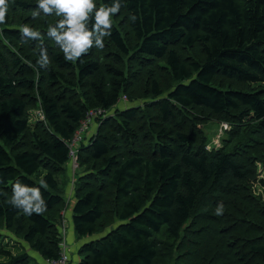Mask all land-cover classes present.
Wrapping results in <instances>:
<instances>
[{
	"label": "trees",
	"instance_id": "1",
	"mask_svg": "<svg viewBox=\"0 0 264 264\" xmlns=\"http://www.w3.org/2000/svg\"><path fill=\"white\" fill-rule=\"evenodd\" d=\"M8 5L0 264L57 259L62 212H72L78 242L101 235L70 264H155L163 239L186 264H264V0H122L105 47L77 61L47 35L60 17L33 19L37 0ZM24 24L42 41L22 39ZM41 43L47 68L37 64ZM142 98L151 102L131 106ZM96 109L104 118L80 145L71 183L68 142ZM197 113L230 123L221 148L204 144ZM42 178V215L9 203L17 180L38 187Z\"/></svg>",
	"mask_w": 264,
	"mask_h": 264
},
{
	"label": "clouds",
	"instance_id": "2",
	"mask_svg": "<svg viewBox=\"0 0 264 264\" xmlns=\"http://www.w3.org/2000/svg\"><path fill=\"white\" fill-rule=\"evenodd\" d=\"M121 7L122 0H112L111 4L99 6L96 0H37L32 18L40 17L41 13L60 17L55 25L48 26L47 35L59 46L66 61H77L93 48L102 50L105 47V38L112 34L113 17L119 14ZM8 12V0H0V24L7 22ZM135 19V16L131 17L132 21ZM19 31L22 39L42 41V33L28 24L22 25ZM39 48L37 64L47 68L51 63L47 49L42 43ZM47 188V181L43 178L38 187L17 180L12 186L9 203L26 215H42L47 210L42 189ZM223 207L222 203L217 205V215L223 213Z\"/></svg>",
	"mask_w": 264,
	"mask_h": 264
},
{
	"label": "rangeland",
	"instance_id": "3",
	"mask_svg": "<svg viewBox=\"0 0 264 264\" xmlns=\"http://www.w3.org/2000/svg\"><path fill=\"white\" fill-rule=\"evenodd\" d=\"M128 99L126 97H124V99L121 101V103H126ZM151 100L149 99H138L135 101V103L131 104L135 105L137 107H145L147 103H150ZM123 105V104H122ZM36 111V110H35ZM36 116L38 117V114L36 113ZM195 120V122L198 124L197 128L199 129V132L201 133V136L203 138L204 144L206 143L207 147L209 149H213V148H221L222 147V143L223 140L226 138V136H228V133L231 130V126L229 122H226V120L224 119H213L210 118L202 113H197L196 117H191ZM149 118L147 115H144L141 119V121L138 123L143 124L145 123V121H147ZM157 119V117H156ZM199 119V120H196ZM100 117L97 118L95 121H93L91 127L89 128V131H87L86 133V137L89 138L91 136H93L96 131L97 128L100 125ZM187 121H189L187 119ZM138 125V126H139ZM226 125H228V127H226ZM135 128V124L133 125ZM80 149V147L77 149L76 152V156L78 158V150ZM71 162V161H70ZM69 166L71 167V172L73 173V169H72V162L69 164ZM76 180V177H74V173H73V178L71 183H73ZM66 196V194H65ZM66 214L64 215V221H65V225L68 229L69 227V222L68 219H66ZM99 236H101L100 234H96L93 238H86L83 239L82 241H79L78 244V251L79 248L82 244H84L86 241H90L91 239H96ZM169 245V246H167ZM184 251L182 252V250L176 248V246L172 245L171 243L168 242V240L163 239L160 242V254H164L163 256H159V258L157 259L155 264H186L184 263V261L182 260L184 258V255L182 256L181 254H183ZM185 254V253H184ZM0 259H2V257L0 256Z\"/></svg>",
	"mask_w": 264,
	"mask_h": 264
},
{
	"label": "built area",
	"instance_id": "4",
	"mask_svg": "<svg viewBox=\"0 0 264 264\" xmlns=\"http://www.w3.org/2000/svg\"><path fill=\"white\" fill-rule=\"evenodd\" d=\"M104 113L105 111L103 109H96L89 111L87 113L86 118L82 121L80 127L73 135L72 139L68 142V146L70 148V158H71L70 161L72 162V169H73L72 171L74 175L76 171L79 169L78 158L76 156L77 149L84 141L86 142V140L88 139L86 137V133L87 131H89V128L91 127L93 121H95L99 117L100 119H103ZM226 127H228V125H226ZM62 215L64 216L65 213L62 212ZM61 236H62V242H61L60 256L57 259L47 260L46 264H70V254L67 251V242H66L67 227L65 225V221H63L62 223Z\"/></svg>",
	"mask_w": 264,
	"mask_h": 264
},
{
	"label": "crops",
	"instance_id": "5",
	"mask_svg": "<svg viewBox=\"0 0 264 264\" xmlns=\"http://www.w3.org/2000/svg\"><path fill=\"white\" fill-rule=\"evenodd\" d=\"M69 164L66 166L67 170H66V173L64 174V176H67L69 179H71V178H73V173L71 172V167L69 166ZM72 193H73L72 190L68 191V193L66 194L67 199H69L68 197H69V195L71 196ZM70 213H71L70 216H69V212L67 214L68 222H69V227L67 229V236H66L67 251L69 252V254H71V256L73 255V259L75 261H77L78 260L77 254H78L79 244H78V241L76 239L75 230H74L73 225H72V220H71L72 212H70ZM75 264H76V262H75Z\"/></svg>",
	"mask_w": 264,
	"mask_h": 264
}]
</instances>
